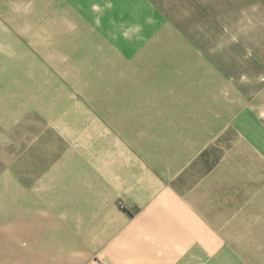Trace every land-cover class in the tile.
<instances>
[{
    "label": "crops",
    "instance_id": "0c3cea01",
    "mask_svg": "<svg viewBox=\"0 0 264 264\" xmlns=\"http://www.w3.org/2000/svg\"><path fill=\"white\" fill-rule=\"evenodd\" d=\"M78 1L100 70L76 196L20 207L0 264H229L215 237L264 232L261 80L177 37L172 0Z\"/></svg>",
    "mask_w": 264,
    "mask_h": 264
},
{
    "label": "rangeland",
    "instance_id": "374dc122",
    "mask_svg": "<svg viewBox=\"0 0 264 264\" xmlns=\"http://www.w3.org/2000/svg\"><path fill=\"white\" fill-rule=\"evenodd\" d=\"M196 4L163 2L172 21L198 31L176 36L229 58L231 72L259 77L264 99V0H213L206 12ZM85 9L78 0H0V252L13 249L20 207L61 210L76 196L94 125L87 81L100 70L91 35H78ZM216 249L228 250L229 264H264V232L215 237Z\"/></svg>",
    "mask_w": 264,
    "mask_h": 264
}]
</instances>
